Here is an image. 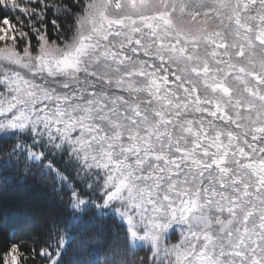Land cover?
I'll use <instances>...</instances> for the list:
<instances>
[{"label":"trees","instance_id":"trees-1","mask_svg":"<svg viewBox=\"0 0 264 264\" xmlns=\"http://www.w3.org/2000/svg\"><path fill=\"white\" fill-rule=\"evenodd\" d=\"M91 1L0 0V51L64 46ZM215 1L199 0L194 12L217 9ZM243 2L250 29L239 26L237 37L245 52L230 58L232 43L221 40L215 58L228 63H218L208 40L191 49L186 67L192 75L199 52L202 66L226 72L220 81L238 102L220 106L224 118L203 96L202 75L194 83L174 75L178 61L148 57L153 65L121 83L100 65L43 72L0 64V264H264V42L256 41L264 3ZM73 193L87 202L80 211L70 206ZM112 208L127 211L139 233L169 230L161 250L131 246ZM191 211L205 227L190 225ZM180 242L182 259L171 250Z\"/></svg>","mask_w":264,"mask_h":264},{"label":"rangeland","instance_id":"rangeland-1","mask_svg":"<svg viewBox=\"0 0 264 264\" xmlns=\"http://www.w3.org/2000/svg\"><path fill=\"white\" fill-rule=\"evenodd\" d=\"M199 0H92L86 5L83 15L77 21V33L64 46L48 44L42 42L37 54L31 55L23 53L19 55L12 50L0 51V64L9 63L24 66L28 70H41L43 72H65L71 69H79L82 65L85 67L98 66L106 72H111L112 77L121 83V76L136 77L142 73L146 67L143 63H151L150 58H160V61L177 64L182 63L181 71L174 70V75L179 72L178 77H182L184 81L194 83L193 75H202L203 82L202 93L205 98L214 102L215 112L221 113V117L225 114L224 107H220L238 102L237 99L231 101L236 96L234 89L220 80H226L225 76L220 77L217 74L221 72L218 69H211L208 64L201 65L206 59L205 53H195V62L189 67L187 74V63L189 57L192 56L191 49L195 47L199 50L207 41L217 44L218 50H212L210 57H219L222 55L218 45L221 40L232 43L230 49L226 52L230 58H234L235 53L245 52L237 36L240 31L239 26L246 27L245 32H249L250 25L242 21V10L246 8L247 2L240 3L238 0H216L217 9H210L201 13H195L194 10L200 9ZM264 3V0H248ZM197 4V5H196ZM178 7V8H177ZM239 7V10H238ZM177 8V9H176ZM229 10L231 14L225 11ZM218 10V11H217ZM219 12V13H218ZM201 17V18H198ZM198 18V19H196ZM204 32L207 33L200 37ZM10 38V37H9ZM204 41V43H202ZM256 41L264 42V30L256 32ZM251 41L246 42L245 48L252 51ZM230 45V44H229ZM225 48V47H224ZM139 56H143L145 60L138 62ZM137 60V61H136ZM209 60V59H208ZM218 63H226L225 60L215 58ZM228 63V62H227ZM217 63L214 62L213 65ZM259 68L264 72V64L258 63ZM168 73H171L168 71ZM173 73H171L172 75ZM177 78V77H176ZM256 80L259 79L255 75ZM169 79L168 76L163 80ZM151 87L160 89L161 83L155 78L149 80ZM168 84L167 81H163ZM135 84V82H133ZM125 88L131 87V83H125ZM238 86V85H236ZM239 88V86H238ZM248 94H251L247 90ZM194 94L198 93L196 89ZM242 96L239 94V97ZM200 97V96H198ZM262 99V98H261ZM200 100V101H199ZM198 102H203L201 97ZM222 103V104H220ZM209 104V103H208ZM219 105V106H218ZM219 110V111H218ZM224 118V117H223ZM218 150H222L221 145H214ZM27 158L31 161L39 162L40 155L29 150L25 151ZM215 162L217 159L214 160ZM211 162V160H210ZM214 164V163H211ZM254 172L256 167H253ZM258 173V172H257ZM261 179L264 182V169L260 172ZM121 186L118 185L107 197V202H112L120 194ZM86 200L78 198L74 193L70 197V206L80 211L86 205ZM111 212L117 219L125 225L128 234L129 244L131 246L149 245L154 249H160L162 245V237L169 230L160 233H150L145 231L139 233L135 224L127 211L112 208ZM190 218V225L199 224L201 227L206 226V222L196 216L193 211ZM183 242L174 245L171 250L179 258H183L186 254Z\"/></svg>","mask_w":264,"mask_h":264}]
</instances>
